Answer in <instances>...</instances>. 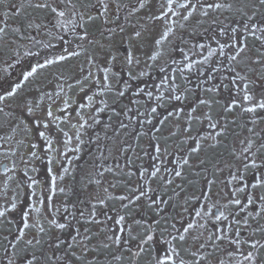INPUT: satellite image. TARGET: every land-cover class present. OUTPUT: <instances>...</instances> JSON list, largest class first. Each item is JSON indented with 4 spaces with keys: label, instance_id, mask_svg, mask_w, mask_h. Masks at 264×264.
<instances>
[{
    "label": "snow or ice",
    "instance_id": "6c2138e0",
    "mask_svg": "<svg viewBox=\"0 0 264 264\" xmlns=\"http://www.w3.org/2000/svg\"><path fill=\"white\" fill-rule=\"evenodd\" d=\"M0 264H264V0H0Z\"/></svg>",
    "mask_w": 264,
    "mask_h": 264
}]
</instances>
